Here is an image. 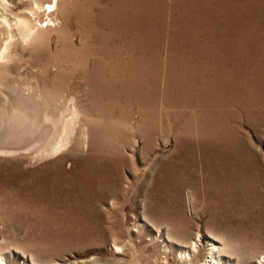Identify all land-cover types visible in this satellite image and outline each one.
<instances>
[{
    "label": "rangeland",
    "instance_id": "obj_1",
    "mask_svg": "<svg viewBox=\"0 0 264 264\" xmlns=\"http://www.w3.org/2000/svg\"><path fill=\"white\" fill-rule=\"evenodd\" d=\"M0 3V264H264V0Z\"/></svg>",
    "mask_w": 264,
    "mask_h": 264
},
{
    "label": "bare ground",
    "instance_id": "obj_2",
    "mask_svg": "<svg viewBox=\"0 0 264 264\" xmlns=\"http://www.w3.org/2000/svg\"><path fill=\"white\" fill-rule=\"evenodd\" d=\"M38 6L36 5V8H38ZM48 7L51 8L50 5H48ZM3 23L5 25L8 24V23H6V21L4 19H3ZM16 30H17V34L16 35H18L17 37L22 38L21 40H26V39L30 38V36H31L30 27H29L28 22H27L26 19H20L19 18V19L16 20ZM7 32L8 33H7V37L6 38H11L13 35H11L9 30ZM14 112L20 113V114H25V118L27 120V114H31V107H29L28 104L24 103V102H17L14 105H10L9 104L8 106H5V105L0 106V127L3 126L4 124L6 125L5 130L10 134L9 135L10 138H8V139H11V138L13 139L14 137L18 138V132L16 130V126L14 125V119L8 118V115L11 114V113H14ZM5 114H8V115H5Z\"/></svg>",
    "mask_w": 264,
    "mask_h": 264
}]
</instances>
